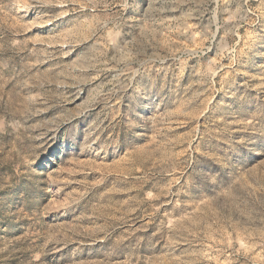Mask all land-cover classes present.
<instances>
[{
  "label": "rangeland",
  "instance_id": "1",
  "mask_svg": "<svg viewBox=\"0 0 264 264\" xmlns=\"http://www.w3.org/2000/svg\"><path fill=\"white\" fill-rule=\"evenodd\" d=\"M251 247L264 259V0H0V264Z\"/></svg>",
  "mask_w": 264,
  "mask_h": 264
},
{
  "label": "bare ground",
  "instance_id": "2",
  "mask_svg": "<svg viewBox=\"0 0 264 264\" xmlns=\"http://www.w3.org/2000/svg\"><path fill=\"white\" fill-rule=\"evenodd\" d=\"M122 195V194H121ZM125 196V195H124ZM127 196V195H126ZM119 198V197H118ZM117 198V199H118ZM122 201H124V200H122ZM121 201V202H122ZM128 203V202H127ZM132 203V202H131ZM127 206H128V204H127ZM124 207V206H123ZM132 224V223H131ZM134 224V223H133ZM129 228V227H128ZM138 228V227H137ZM127 229V228H126ZM125 231L126 230H124V231H122L121 232V234L120 235H123L124 233H125ZM134 231V230H133ZM125 235V234H124ZM144 239V238H143ZM135 239H133L132 237H129V238H127L126 239V243L128 244V245H131V243L134 241ZM152 241V240H151ZM150 241V242H151ZM147 242V241H146ZM149 242V241H148ZM148 242H147V244H148ZM121 245V244H120ZM124 246V245H123ZM123 246H120V247H123ZM153 246V245H152ZM126 247V246H125ZM131 247H133V246H131ZM139 247H141V246H139ZM146 247V246H145ZM149 247H150V245H149ZM148 247V248H149ZM158 247V246H157ZM129 248V247H128ZM147 248V249H148ZM136 249H138V248H136ZM141 249V248H140ZM182 249V248H181ZM127 250V249H126ZM141 250H143V249H141ZM154 250H156V247H155V249ZM123 251V250H122ZM131 252H132V250H130ZM144 251H146V248L144 249ZM149 251H150V249H149ZM151 251H153V249L151 250ZM246 252V255L247 256H249V259H250V264H264V259H261V258H258V257H252L253 256V254H254V251H255V249H254V247H251V248H248V249H246L245 250ZM129 252V251H128ZM134 253V252H133ZM148 253H150V252H148ZM191 255H193L192 256V258L190 257H188V261L191 263V264H202V262H201V258L198 256V255H195V254H193V253H191ZM180 264V263H179ZM182 264H185V261L184 262H182ZM189 264V263H188ZM213 264H214V262H213Z\"/></svg>",
  "mask_w": 264,
  "mask_h": 264
}]
</instances>
